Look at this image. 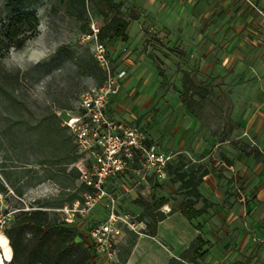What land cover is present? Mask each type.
I'll return each mask as SVG.
<instances>
[{"label": "rangeland", "instance_id": "rangeland-1", "mask_svg": "<svg viewBox=\"0 0 264 264\" xmlns=\"http://www.w3.org/2000/svg\"><path fill=\"white\" fill-rule=\"evenodd\" d=\"M64 1L67 0H37L24 4V10L36 16L40 10V19L51 29L50 40L54 36L65 42L56 55L30 66L27 71L13 69L11 72L3 64L8 54L0 56V182L4 187L0 189V214L50 205L51 211L70 220L69 224L76 228L77 240L87 244H90L92 229L106 223L113 214L121 217L129 226L120 225L122 233L113 244L114 258L108 260L104 255H97L95 264H169L173 259L179 260L185 248L196 239L192 236L197 227L201 231L198 236L207 243L206 255L196 263L187 264H264V259L256 261L255 255H211L209 209L205 216L192 222L181 214L167 218L157 225L158 235L151 237L147 225L152 216L140 204L153 206L165 198L169 204L161 211L179 213L180 204L189 195L181 189L174 170L179 168L186 175L199 176L203 170L209 171L211 165L220 162L218 148L210 147L209 138L217 143L226 138L224 132L214 130L219 127L216 120L221 118L213 114L211 105L220 104L216 97L225 90L224 79L228 77L223 76L227 71L222 60L224 47L236 38L233 32L230 40L226 37L232 29L228 25L244 24L254 13L263 16L264 8L259 7V0H183L181 4L113 0L122 4L121 11L128 20L138 17L129 20L126 43L95 38V29L101 30L105 24L96 8L87 3L85 9L69 12ZM169 7H173L171 16L181 19L180 23L167 26L159 22L163 10ZM4 9L5 0H0V21L6 19ZM183 30L187 34L180 38L174 34ZM97 41L108 49L114 72L132 67L111 107L116 119L109 114L110 119L143 131L149 145L154 144L172 156L173 167L167 179L160 180L144 173L136 160L117 180H107L104 190L108 196L86 210L84 202L89 189L83 187L82 176L93 164L94 156L80 150L73 138L78 160L66 164L68 146L64 135L71 133L64 129L55 137L51 123L57 115L62 118L61 128L65 127V113L77 111L81 96L104 84L105 72L94 57ZM206 43L209 49L203 50ZM190 48L196 49V61L200 65L209 63V88L205 89L206 101L202 107L191 100L180 105L183 73L187 71L194 80H202L201 70L192 69ZM12 96L19 101L9 108ZM189 109L196 111L198 117H191ZM197 118L200 128L195 125ZM138 200L140 203L136 202ZM202 207L203 203H199L196 208ZM1 236L4 234L0 233ZM0 264H6L1 255Z\"/></svg>", "mask_w": 264, "mask_h": 264}, {"label": "crops", "instance_id": "crops-1", "mask_svg": "<svg viewBox=\"0 0 264 264\" xmlns=\"http://www.w3.org/2000/svg\"><path fill=\"white\" fill-rule=\"evenodd\" d=\"M150 2L181 4L183 0H150ZM258 2L259 7L264 8V0ZM172 10L173 7L163 10L164 15L159 19L161 24L170 26L180 23L181 19L176 20L171 16ZM258 11L263 13L261 10ZM228 26L232 29H229L226 37L230 40L232 32L233 36H236L233 41L225 45L222 57L223 65L227 69L223 76L228 77L224 79L225 90L216 97L220 100V104L211 103L213 114L221 118L216 120L219 127L214 130L224 132L226 138L220 143L209 138L210 147L218 148L220 162H218L219 167L218 165L209 167V176L200 191L210 204L211 255L215 253L255 255V260L260 261L261 258L264 259V14L262 16L254 13L246 18L244 24L235 27L233 22ZM174 34L180 38V35L187 33L183 30ZM198 49H201L200 45ZM208 49L209 43H206L203 50ZM188 54L193 62L192 69L201 70L202 80L199 82L194 80L200 95L196 94L193 99L196 105L202 107V103L206 101L205 89L209 88V63L203 62L200 65L199 61H196L194 48H190ZM131 68L128 66L122 70L128 75ZM117 97L109 104V114L114 119L116 117L112 116L111 107H114ZM180 105H185L182 98ZM188 114L191 117L199 115L192 109H189ZM195 125L199 128L201 126L198 118ZM222 167L224 168L221 171ZM215 168L217 170H214ZM177 214L180 213L172 216ZM200 232L197 227L192 237H197ZM11 258L10 249V258L6 262Z\"/></svg>", "mask_w": 264, "mask_h": 264}, {"label": "trees", "instance_id": "trees-1", "mask_svg": "<svg viewBox=\"0 0 264 264\" xmlns=\"http://www.w3.org/2000/svg\"><path fill=\"white\" fill-rule=\"evenodd\" d=\"M27 1L37 0H5L6 19L0 21L1 57H5L12 46L20 48L25 40L37 35L36 25L39 20L34 13L24 10V4ZM65 3L69 12L85 9L87 3L96 8L105 20L104 26L98 33V38L101 41L110 38L127 42L129 39V20H137L138 18L134 16L128 20L121 11L122 4L115 3L113 0H67ZM104 80L105 76L102 78V81ZM183 88L182 101L187 104L191 100L192 103L196 104L193 96L200 95V92L194 79L188 73L184 74ZM0 89H2L1 85ZM18 101L16 97L12 96L9 108L15 107ZM188 107L190 108V106ZM51 124V132L55 137L59 136L61 130H67L66 127L61 128L62 118L57 117V115H54V121ZM64 141L68 146L65 162L66 164H74L78 157L72 135H64ZM172 167L171 163L168 167L169 173ZM174 174L181 184V189L187 191L189 195L180 204L178 212L189 222L205 215L210 204L201 194L200 188L205 178L209 176V171L205 169L199 176H196L195 174L186 175V173L180 172L178 168L174 170ZM83 187L87 188L85 184ZM0 189L4 190L1 182ZM136 202L140 203L139 200ZM199 203H203L202 208H196ZM140 204L147 214L152 216V221L148 223L147 228L149 229L148 235L155 237L157 225L172 216L175 211L171 210L168 214L161 211L163 207L169 204L165 198L160 199L153 206ZM50 209H52L50 205L41 204L30 211L20 210L15 214L13 222L4 233L7 238L5 236L0 237L2 260L6 262L10 258L11 249L12 258L6 264H95L92 248L87 242L77 240L76 228ZM206 245V241L200 235L197 236L182 252L180 259H173L169 264L196 263L198 259H202L206 255L204 250Z\"/></svg>", "mask_w": 264, "mask_h": 264}, {"label": "built area", "instance_id": "built-area-1", "mask_svg": "<svg viewBox=\"0 0 264 264\" xmlns=\"http://www.w3.org/2000/svg\"><path fill=\"white\" fill-rule=\"evenodd\" d=\"M99 31L95 29V38ZM94 57L105 72L104 84L83 94L77 111L66 112L63 117V126L70 131L77 147L91 153L95 159L82 176L83 183L89 189L84 202L86 210L92 209L104 196H108L104 190L105 182L117 180L132 168L136 160L140 162L144 173L148 172L160 180L167 179L168 167L172 163V156L154 144L149 145L143 131L125 127L110 119V101L120 93L127 73L125 70L113 71L108 59V49L98 41L94 46ZM16 212L10 210L0 214V233L4 234L9 228ZM66 221L70 223V220ZM122 223L128 224L113 214L106 223L90 231L88 245L92 248L94 257L104 255L108 260L114 258L113 244L122 233Z\"/></svg>", "mask_w": 264, "mask_h": 264}, {"label": "clouds", "instance_id": "clouds-1", "mask_svg": "<svg viewBox=\"0 0 264 264\" xmlns=\"http://www.w3.org/2000/svg\"><path fill=\"white\" fill-rule=\"evenodd\" d=\"M39 23L36 25L37 35L25 40L22 47L12 46L8 55L4 58L3 64L8 71L18 69L27 71L30 66H37L56 55L65 42L57 40L54 36L49 39L50 27L40 19V10L37 11Z\"/></svg>", "mask_w": 264, "mask_h": 264}]
</instances>
